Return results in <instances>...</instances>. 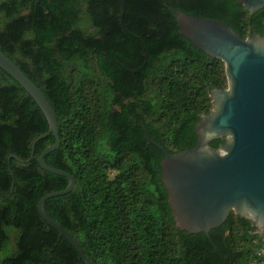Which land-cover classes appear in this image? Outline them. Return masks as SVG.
Segmentation results:
<instances>
[{
  "label": "trees",
  "instance_id": "1",
  "mask_svg": "<svg viewBox=\"0 0 264 264\" xmlns=\"http://www.w3.org/2000/svg\"><path fill=\"white\" fill-rule=\"evenodd\" d=\"M121 1L0 0V51L57 119L60 146L44 161L75 180L70 193L44 203L46 214L92 264H264V233L233 212L207 234L175 226L164 153L153 143L170 155L193 148L211 90L227 87L223 62L179 33L176 12L219 21L245 39L264 36V7L127 0L122 15ZM47 129L34 100L0 69V264H85L37 211L43 196L69 183L38 164L54 136L36 143L29 162L7 161L28 159Z\"/></svg>",
  "mask_w": 264,
  "mask_h": 264
},
{
  "label": "water",
  "instance_id": "2",
  "mask_svg": "<svg viewBox=\"0 0 264 264\" xmlns=\"http://www.w3.org/2000/svg\"><path fill=\"white\" fill-rule=\"evenodd\" d=\"M121 1L122 15L125 3ZM247 12L264 7V0H237ZM121 15V17H122ZM179 33L206 55L223 62L227 87L210 92L212 109L195 126L196 145L188 150L164 153L160 162L161 181L167 192L175 226L188 234L205 233L220 227L230 212L252 222L256 229L264 225V36L253 33L245 39L219 21L176 12ZM0 69L13 78L34 100L43 113L48 129L36 137L26 160L34 156L36 143L52 134L54 143L39 155V167L68 179L67 187L43 196L37 211L41 218L64 237L85 264H92L75 239L44 210V203L70 193L74 178L44 161L60 146L57 119L44 93L0 51ZM224 138L217 149L212 140Z\"/></svg>",
  "mask_w": 264,
  "mask_h": 264
},
{
  "label": "rangeland",
  "instance_id": "3",
  "mask_svg": "<svg viewBox=\"0 0 264 264\" xmlns=\"http://www.w3.org/2000/svg\"><path fill=\"white\" fill-rule=\"evenodd\" d=\"M84 17H85V15L83 14V15L81 16V18L83 19ZM0 22H1V19H0ZM85 27H86L85 30H86L88 33H91V32L93 31V28H92L89 24H88V26H85ZM256 232H257L258 234H262V233H264V225L261 226L259 229H257ZM13 250H14V242L11 243L10 248H9V252H12Z\"/></svg>",
  "mask_w": 264,
  "mask_h": 264
},
{
  "label": "built area",
  "instance_id": "4",
  "mask_svg": "<svg viewBox=\"0 0 264 264\" xmlns=\"http://www.w3.org/2000/svg\"><path fill=\"white\" fill-rule=\"evenodd\" d=\"M263 245H264V240H263Z\"/></svg>",
  "mask_w": 264,
  "mask_h": 264
}]
</instances>
